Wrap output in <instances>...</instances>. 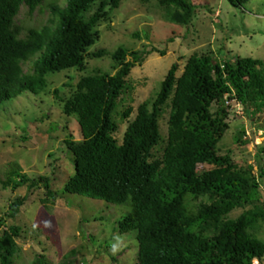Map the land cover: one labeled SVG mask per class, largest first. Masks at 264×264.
I'll use <instances>...</instances> for the list:
<instances>
[{"label":"trees","instance_id":"16d2710c","mask_svg":"<svg viewBox=\"0 0 264 264\" xmlns=\"http://www.w3.org/2000/svg\"><path fill=\"white\" fill-rule=\"evenodd\" d=\"M227 1L243 8L251 0ZM43 2L0 0V108L23 92H44L48 74L84 70L87 57L109 55L114 69L113 73L94 69L80 76L63 100V114L76 117L81 133L78 141L71 135L64 140L75 171L64 192L128 205L117 230L136 232L137 264H251L263 259L264 241L256 231L264 221V207L256 203L261 199L264 162L259 159L264 147L257 152L255 170L254 164L238 162L229 152L219 154L218 144L230 127L233 104L251 117L264 112V60L240 56L218 60L209 50L193 52L179 74L178 63H173L155 97L138 104L132 120L128 119L132 108L121 112L126 128L119 143L113 114L128 88L126 79L156 50L118 47L110 54L104 49L87 52L99 39L96 26L121 0L54 3L46 23L28 28L22 37L24 28L16 22L20 7L25 5L31 14ZM157 4L166 20L178 25H187L195 11L191 0ZM26 63L30 67L24 71ZM243 134L240 129V143H245ZM27 182L20 166L10 164L3 185L16 189ZM38 184L46 190L43 202L56 196L48 177L39 176L29 187ZM24 201L25 196L9 204L8 213L0 216V227L5 217L19 213ZM239 208L243 210L237 217H229ZM20 231L13 225L0 234V264H16ZM75 253L70 249L57 264H73L70 255ZM33 264L52 263L37 254Z\"/></svg>","mask_w":264,"mask_h":264},{"label":"rangeland","instance_id":"374dc122","mask_svg":"<svg viewBox=\"0 0 264 264\" xmlns=\"http://www.w3.org/2000/svg\"><path fill=\"white\" fill-rule=\"evenodd\" d=\"M191 1L195 11L187 25L167 21L157 0H121L117 8L108 10L106 20L96 26L99 39L87 52L104 49L110 54L118 47L156 50L141 65L133 67L126 79L128 88L113 114L118 124L114 137L119 143L126 128L121 112L132 108L128 118L132 120L137 105L155 97L173 63H178L179 74L193 52L209 50L218 60L230 56L264 60V0H251L243 8L233 7L227 0ZM64 2L44 0L31 14L22 5L16 16V22L24 28L21 36H25L28 28L46 23L52 4L63 6ZM137 33L140 37L135 36ZM112 65L109 55L87 57L84 70L48 74L44 92H23L0 108V216L8 213L12 201L25 196L19 213L14 218L5 217L0 227V234L13 225L21 230L16 239L19 247L16 264H33L37 254L57 264L70 249L76 250L70 255L74 258L73 264H137L136 232L117 230V222L130 209L128 205L64 192L67 179L75 172L73 156L64 140L71 135L78 141L81 133L76 117L63 114V100L80 76L94 69L113 73ZM29 67L30 63H26L23 70ZM231 107L227 120L230 127L218 144L219 154L229 152L234 160L254 164L257 170V152L264 147V112L251 117L240 105ZM166 118L165 110L160 119L162 136L166 132ZM240 129L244 131L245 143L237 141ZM259 160L260 164L264 162V153ZM10 164H18L28 178L27 183L16 189L3 185ZM39 176L48 177L51 190L56 192L49 202H43L46 190L42 184L29 187ZM256 204L264 207V177L261 199ZM249 207L252 206L245 208ZM242 210L232 211L229 217H237ZM256 236L264 241V221L260 222ZM251 264H264V258L254 259Z\"/></svg>","mask_w":264,"mask_h":264}]
</instances>
